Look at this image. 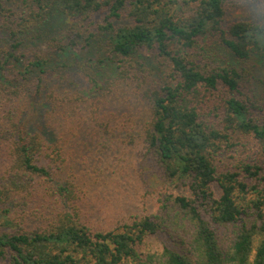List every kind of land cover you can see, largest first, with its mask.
<instances>
[{
    "label": "trees",
    "instance_id": "1",
    "mask_svg": "<svg viewBox=\"0 0 264 264\" xmlns=\"http://www.w3.org/2000/svg\"><path fill=\"white\" fill-rule=\"evenodd\" d=\"M226 1L0 0V264H264V21Z\"/></svg>",
    "mask_w": 264,
    "mask_h": 264
},
{
    "label": "rangeland",
    "instance_id": "2",
    "mask_svg": "<svg viewBox=\"0 0 264 264\" xmlns=\"http://www.w3.org/2000/svg\"><path fill=\"white\" fill-rule=\"evenodd\" d=\"M225 20L226 24L238 21L240 19L242 20H249V21H264V5L253 3L251 0H227L225 2ZM93 21L91 19L83 21H75L73 23V19H69L67 26L70 24H74L77 27L76 32L80 33H87L86 26L89 24L90 26H95L98 17H93ZM91 21V22H90ZM70 22V23H69ZM64 27L59 31V35H62L64 33ZM0 35V50L5 49L6 40L5 38ZM56 39H59V37H56ZM59 42H62L64 44L66 42V32L63 34V39ZM47 41L46 40H39V41H33L29 38H27L26 46L27 50L32 51L40 56H43L47 52ZM89 69V68H88ZM89 71L92 73V78L96 81L102 80V78L95 72L89 69ZM104 77V76H103ZM92 79V80H93ZM85 88L89 90L88 85L84 84ZM86 92L88 93V91ZM136 150L132 152L131 155H123L119 157H114V163L116 164L115 170L117 175L125 174L127 175L130 181V192L126 191L124 194L126 195V198L130 200L131 203H133L138 210H144L148 209L151 206L150 202H147V200L150 197H153V195L158 192V187L156 186L157 183L162 184L161 180H163L162 176H159L157 171L153 167H151L149 160L144 158L141 159L140 163L142 162V166L139 167V162L136 163V159L133 158L136 156ZM122 171V172H121ZM140 172V174L138 173ZM165 185V184H164ZM128 187L125 185L124 187H121L120 190L123 191ZM168 189L171 190V188L168 186ZM144 198V200H143ZM116 197H112L110 202L112 204V208L114 210H120L121 206H116L115 201ZM149 240L152 242V247L154 245H159L160 240L153 237L149 238Z\"/></svg>",
    "mask_w": 264,
    "mask_h": 264
}]
</instances>
